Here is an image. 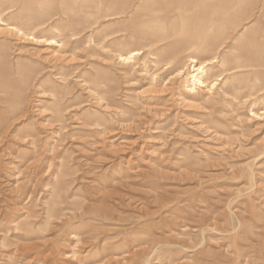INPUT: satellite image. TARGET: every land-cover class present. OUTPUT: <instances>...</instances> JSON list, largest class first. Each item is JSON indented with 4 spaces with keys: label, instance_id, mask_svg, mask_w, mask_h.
<instances>
[{
    "label": "rangeland",
    "instance_id": "obj_1",
    "mask_svg": "<svg viewBox=\"0 0 264 264\" xmlns=\"http://www.w3.org/2000/svg\"><path fill=\"white\" fill-rule=\"evenodd\" d=\"M222 1L232 17L223 53H239L243 33L264 28V0L209 1L207 36L220 28L210 21ZM131 3L108 22L117 38L104 41L96 25L72 52L71 40L47 46L5 25L34 31L57 13L50 26L67 31L73 5L0 0V59L11 69L0 85L13 78L23 101L17 112L0 103V264H264V74L253 75L264 68L236 73L228 89L218 81L211 100L193 102L175 71L152 80V56L148 71L143 57L134 71L118 61L142 46L123 30L134 24L139 0ZM174 21L182 32L185 22ZM51 27L32 36L53 39ZM161 44L152 50L161 66L211 54L172 57L181 48ZM122 110L134 123L121 124Z\"/></svg>",
    "mask_w": 264,
    "mask_h": 264
},
{
    "label": "bare ground",
    "instance_id": "obj_2",
    "mask_svg": "<svg viewBox=\"0 0 264 264\" xmlns=\"http://www.w3.org/2000/svg\"><path fill=\"white\" fill-rule=\"evenodd\" d=\"M52 1L54 2L55 0ZM131 1L132 0H61V3H63L62 7L71 4L73 5L72 12H74L72 14L78 15V19L74 20L76 25L67 31H62L57 25L53 27L50 26L52 17L57 13H54L50 17H46L41 22L35 23L34 27L36 29H34V31L27 32L23 28L17 27L16 25H5L4 23H2V25L15 30L16 36L23 35L24 37H28V39H33L39 41L40 43H46L47 46H58L62 48L65 42L71 40V46L68 48H70V51L74 52L79 46H82L81 44L84 40L82 38V34L85 30L91 29L96 25H99L98 28L101 27V33L103 34L104 41L108 42V40L117 38L121 30L106 34V29L109 28L108 22L125 17L127 12H130V6L134 5ZM209 1L211 0H139L132 18L134 24L125 26L123 30L125 34L130 36H140L139 39L142 41V46L140 49L131 50L126 54H119L117 57L118 61L122 64L130 65L131 71H134L137 69V65L143 57L145 63L141 66V70L148 71L146 59L148 56H152V63L155 68L153 75H151L152 80L157 79L156 73L158 72L160 76H163L161 78L163 79L167 75L171 74L170 72L175 71L177 79H183L186 83H188L185 88L186 90H184L185 93L182 94L186 95L188 99L193 102L204 99L206 100L207 98L211 100L213 90L216 88L218 81H222V88H225L231 83V78L239 76L236 75V73L247 69L264 68V28L256 34H251L249 31L243 33L245 38L243 43L245 47L240 49L239 53L236 48L232 52L223 53L225 48V43L223 42L227 39V26L232 17L229 15V7L226 5V1H222L220 4V20L217 22H211L209 20L211 24L210 29L215 28L216 25L220 26V28L216 34H213V36H211V34H208L207 36L203 27L206 26V22L204 20L209 14V12H205L207 6L209 7L211 4ZM3 12L6 14L10 13L8 9H5ZM67 13L65 14L67 15ZM176 19L185 22L182 32H180L177 22L174 21ZM68 20L69 22L73 21L70 18V14L68 15ZM165 24H170L171 26L169 33L165 31ZM50 27V30L54 34L56 33L54 38L58 37L61 40L58 41L53 38L45 41L43 39H36V37L32 36L37 32L43 34L45 30ZM142 30H148L149 32H143ZM154 33L156 35H153ZM165 40L168 41V44L170 43V45L179 46L181 48V52L174 53L172 57H177L180 55L179 53L182 54V52L187 53L189 51H195V53L201 54L204 51L209 50L211 51V54L209 57L199 58L200 55L197 56L187 53L184 58H180L175 63H166L161 66L158 52H154L152 50L156 46L162 45L161 43ZM246 48L247 50H244ZM1 55L2 54H0V56ZM2 62V59H0V73L10 74L11 76V69L3 67ZM216 67L220 68L219 74L213 73V70ZM190 68L192 69L191 71ZM250 74L251 72H248L246 76ZM262 74H264V72H253L256 80L259 79ZM185 76L188 77L184 78ZM220 77H222V79H220ZM10 80L11 81L4 82L0 85V103L10 105L14 109L13 112H17L22 110L23 101L20 98L21 95L19 91L13 86L15 81L13 78ZM232 86L237 87V85ZM257 87L258 86L256 84H252L249 87L251 95L256 94L257 91L255 90ZM206 88L207 91H205ZM262 90H264V88L260 89V91ZM224 92L228 91L225 90ZM263 94L264 93H262L261 96H263ZM234 98L235 100H239L241 97L235 96ZM111 99L108 98L106 100V107L114 106ZM60 111H63V109ZM116 115H118L117 117L123 125L134 123V120L131 119L129 112L126 113L122 110L121 113L117 112ZM254 115L257 114H252V116ZM56 121L62 122L61 117ZM110 183L112 184V181ZM16 228L20 230L19 227ZM33 231H35V226L30 224L27 225L24 230V237L29 238ZM95 247L97 248V246ZM108 251L109 250L106 247L100 252L105 255ZM131 255L132 254L128 252L127 256Z\"/></svg>",
    "mask_w": 264,
    "mask_h": 264
}]
</instances>
